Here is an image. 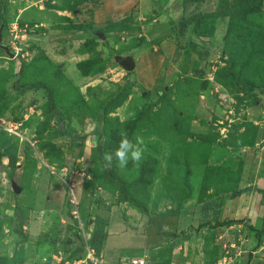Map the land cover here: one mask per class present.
Instances as JSON below:
<instances>
[{
	"label": "rangeland",
	"instance_id": "1",
	"mask_svg": "<svg viewBox=\"0 0 264 264\" xmlns=\"http://www.w3.org/2000/svg\"><path fill=\"white\" fill-rule=\"evenodd\" d=\"M255 83L264 0H0V264H77L101 210L121 264H264Z\"/></svg>",
	"mask_w": 264,
	"mask_h": 264
},
{
	"label": "crops",
	"instance_id": "2",
	"mask_svg": "<svg viewBox=\"0 0 264 264\" xmlns=\"http://www.w3.org/2000/svg\"><path fill=\"white\" fill-rule=\"evenodd\" d=\"M99 214H100L99 216L101 218H103L105 220L106 224L108 225V223H107L108 216L105 215L104 211L101 210ZM65 228L66 229L64 230V233L67 236L66 241H67L68 245H70V246H81V243H80L81 241H79L78 238L75 237V235L73 233L68 234L67 233L68 228L67 227H65ZM93 230H94V226H92V224H91L89 226L88 232H86V234L88 236L84 239V243H85L86 247L88 248L86 256L85 257H84V255L78 256L76 260H74L72 258V256H70V257H68V259H72L77 264L89 263L90 259L95 260L96 264H115L114 262H118L117 264H121V263H119V258L122 256V255H120V251H119L120 249L117 248L118 245L116 247H115V245H109V243H108V234L109 233L107 230L104 229V232L106 233V238L104 239L103 245H102L99 253H96L95 250L90 246L89 239L91 237ZM243 237L248 242V244H251V245L254 244L255 240H254V236L252 234L245 233ZM132 257H142V255L132 256ZM55 258H56L55 260H57V261L55 262L52 260L51 264H57L58 261L63 259V255L62 254L58 255V256L55 255ZM124 259L125 258H123V260ZM65 260H67V258H65ZM68 261H66V262L68 263Z\"/></svg>",
	"mask_w": 264,
	"mask_h": 264
},
{
	"label": "clouds",
	"instance_id": "3",
	"mask_svg": "<svg viewBox=\"0 0 264 264\" xmlns=\"http://www.w3.org/2000/svg\"><path fill=\"white\" fill-rule=\"evenodd\" d=\"M121 141L119 144V147L115 150V157L118 160V166L120 168H124L129 160V153H131V160L133 161L134 165H138L139 161L141 160L142 154L144 149L139 147V146H133L129 139L127 138V134L125 132L121 133ZM136 140L138 142V145L143 144V138L142 137H136ZM113 154L109 152H105L103 156V160L107 161L106 164H103L102 167L100 168V171H104L107 169L112 161Z\"/></svg>",
	"mask_w": 264,
	"mask_h": 264
},
{
	"label": "trees",
	"instance_id": "4",
	"mask_svg": "<svg viewBox=\"0 0 264 264\" xmlns=\"http://www.w3.org/2000/svg\"><path fill=\"white\" fill-rule=\"evenodd\" d=\"M197 17H198L197 15H189V17H187V19L184 17V20L183 19L182 20H183V22H187V23L194 22V28H196L198 25L197 24ZM248 83H251V82H248ZM252 85L264 86V83H262V84L255 83ZM125 200L130 202L133 205V203L130 199L125 198ZM134 207L138 208L136 205H134ZM19 209H20V207L17 206L15 208V211H14V214L16 216V224L14 227V231L18 234H21L22 233V227H21L22 218L19 214ZM97 220L99 221V223H97V221H96L94 224V230H93L91 237L89 239V244L95 250L96 253H99V251L103 245L104 239L106 238V233L104 232V228H103V225H105V220L101 217H98Z\"/></svg>",
	"mask_w": 264,
	"mask_h": 264
},
{
	"label": "water",
	"instance_id": "5",
	"mask_svg": "<svg viewBox=\"0 0 264 264\" xmlns=\"http://www.w3.org/2000/svg\"><path fill=\"white\" fill-rule=\"evenodd\" d=\"M116 61L127 71H132L135 68L134 60L130 56L116 57ZM0 169H3V164L1 163H0ZM13 187L16 192L20 190L19 187L15 183H13Z\"/></svg>",
	"mask_w": 264,
	"mask_h": 264
},
{
	"label": "built area",
	"instance_id": "6",
	"mask_svg": "<svg viewBox=\"0 0 264 264\" xmlns=\"http://www.w3.org/2000/svg\"><path fill=\"white\" fill-rule=\"evenodd\" d=\"M132 263L131 264H145L146 261H145V256H142V257H137V258H132ZM123 264H128V263H123Z\"/></svg>",
	"mask_w": 264,
	"mask_h": 264
}]
</instances>
